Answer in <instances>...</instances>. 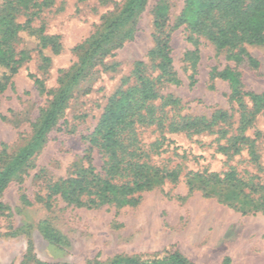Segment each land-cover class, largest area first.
Segmentation results:
<instances>
[{"label": "rangeland", "instance_id": "rangeland-1", "mask_svg": "<svg viewBox=\"0 0 264 264\" xmlns=\"http://www.w3.org/2000/svg\"><path fill=\"white\" fill-rule=\"evenodd\" d=\"M159 0H147L136 19L131 39L117 46L119 32L104 45L109 53L101 62L71 78L80 67L75 47L95 32H100L103 17L114 14L123 0H57L33 22L43 25L49 35H57L60 51L36 45L34 37L22 35L27 56L21 62L11 84L0 95V150L16 152L32 134L33 126L59 88V77L67 73L63 88L70 95L62 116L39 146L27 166L19 172L0 195V264H129V258L151 261L165 252L179 251L194 264H264V210L253 203L264 199V189L245 198L228 185L208 186L206 191L188 190L189 172H223L229 166L256 175L264 184V109L256 114L253 127L245 134L255 141L260 169L248 161L245 151L226 158L216 150L215 134L164 132L166 140L151 154L152 161L179 169L176 182L141 192L136 205L116 208L112 205L85 207L68 204L58 195L47 199L49 186L66 178L74 165H86L85 139L95 127L107 99L129 78L133 65L141 60L151 63L153 48L152 9ZM169 25L175 23L184 0H168ZM185 26L172 30L170 37L173 68L180 84L160 87L163 95L181 100V114L209 117L214 111L232 114L236 127V105L229 100V86L220 79L211 80V68L231 67L238 74L244 91L264 93V45L243 48L246 57L227 58L226 49L216 50L205 38L198 40L195 83L190 84V62L185 53L194 49ZM20 44V45H21ZM20 47V46H19ZM44 57L49 60L45 61ZM156 74V73H154ZM39 79L45 91L35 84ZM246 104L250 102L246 99ZM141 144L159 138L154 126L137 128ZM92 163L99 169L101 155L93 149ZM249 173V174H248ZM258 197H262L258 200ZM47 234L56 235L58 239Z\"/></svg>", "mask_w": 264, "mask_h": 264}, {"label": "trees", "instance_id": "trees-1", "mask_svg": "<svg viewBox=\"0 0 264 264\" xmlns=\"http://www.w3.org/2000/svg\"><path fill=\"white\" fill-rule=\"evenodd\" d=\"M56 1L0 0V95L11 84L12 77L27 56V47L21 44L23 34L34 37L37 46L49 47L54 54L60 51L57 35L47 34L43 25H33L40 13ZM146 4L147 0H123L114 14L103 17L104 28L75 47L81 64L72 76L70 85L85 67H88L87 71L90 70L97 60L101 62V58L109 53L110 47L104 44L115 32H119L117 46L131 39L136 19ZM152 15L154 46L148 52L151 63L141 60L134 63V81L124 87L129 78L123 80L122 85L107 99L92 132L85 137L88 143L84 156L87 164L74 165L66 178L51 184L47 199L58 195L68 204L88 208L105 204L116 208L136 205L141 192L155 188L166 180H178L179 169L157 165L151 159V154L157 153L166 140L163 134L166 131L186 135L215 134L218 152L229 159L245 151L248 161L257 170L260 169L255 141L262 135L254 131L251 138L245 132L253 127L254 116L264 109V93L244 91L239 74L231 67L211 68L210 79L226 81L230 90L229 100L236 105L237 125L232 127L233 115L223 110L214 111L209 117L181 114V100L172 94H161L160 87L181 83L173 68L170 46L172 30L180 26L188 30V41L194 46L193 50L185 53V59L190 62L188 78L191 85L196 81L194 74L200 37L209 41L216 50L226 49L227 58L246 57L255 65L256 61L245 52L243 45H264V0H184L172 27L169 25L168 0H159L152 9ZM44 60L49 59L44 57ZM66 76L68 74L64 73L59 77L60 86L53 92L48 105L41 110L30 139L12 154H8L4 147L0 150V195L27 166L62 116L70 96L67 87L63 88ZM35 84L40 91H45L39 79H35ZM246 99L250 106L246 104ZM140 126H154L160 131L159 138L148 144L147 148L141 144L137 133ZM93 149L101 155L99 169L92 163ZM245 173L234 166H229L223 172L194 171L187 174L186 183L189 191L200 189L203 192L211 185H228L252 201L253 194L264 189V184L253 180L259 179L256 175L248 173L249 176H246ZM257 199L261 200L262 197ZM259 202L253 203L254 209L261 210L262 207L264 210V199ZM45 235L51 241L59 238L46 231ZM129 259V264H194L177 250L165 252L162 258L151 261Z\"/></svg>", "mask_w": 264, "mask_h": 264}]
</instances>
